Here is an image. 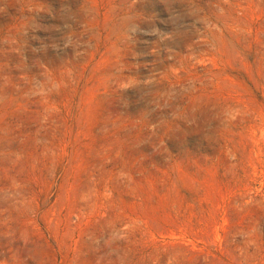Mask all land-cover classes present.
<instances>
[{
    "label": "rangeland",
    "instance_id": "obj_1",
    "mask_svg": "<svg viewBox=\"0 0 264 264\" xmlns=\"http://www.w3.org/2000/svg\"><path fill=\"white\" fill-rule=\"evenodd\" d=\"M0 264H264V0H0Z\"/></svg>",
    "mask_w": 264,
    "mask_h": 264
}]
</instances>
